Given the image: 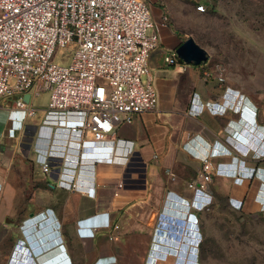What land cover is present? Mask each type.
<instances>
[{"label": "crops", "instance_id": "crops-1", "mask_svg": "<svg viewBox=\"0 0 264 264\" xmlns=\"http://www.w3.org/2000/svg\"><path fill=\"white\" fill-rule=\"evenodd\" d=\"M148 1L161 40L149 58L160 104L156 112L118 127L116 155L127 163L87 159L84 191L60 186L55 174L42 171L39 156L52 149L57 157L69 155L74 166L78 152L65 148L60 131L54 140L36 132L44 115L39 124L38 114L11 110V100L0 105V264H94L100 258L117 264L127 249L140 252L139 264H175L176 255L193 246V219L216 195L243 200L248 214L264 204V105L232 78L208 70L207 62L186 69L165 62L188 37L205 48L206 18L217 12V0ZM199 4L205 12L197 10ZM163 16L167 26L160 24ZM18 113L25 115L16 137L11 117ZM208 152L217 173L214 193L193 196L186 183L198 175ZM85 186L95 194L88 195Z\"/></svg>", "mask_w": 264, "mask_h": 264}, {"label": "built area", "instance_id": "built-area-1", "mask_svg": "<svg viewBox=\"0 0 264 264\" xmlns=\"http://www.w3.org/2000/svg\"><path fill=\"white\" fill-rule=\"evenodd\" d=\"M206 9L204 4L197 6L198 11ZM160 24L167 26L168 18L163 16ZM155 26L147 0H0V105L11 100V110L35 117L40 110L35 99L49 93L43 108L46 117L36 132L54 140L60 131L65 148L78 152L74 166L68 165L69 155L57 157L52 149L39 156L42 171L55 174L60 186L84 191L83 161L123 160L115 149L121 141L118 127L158 110L159 92L149 73V58L161 42ZM61 48L73 50L71 63L54 61ZM165 62L189 66L175 51ZM200 160L198 175L186 187L193 196L212 195L214 161L209 152ZM260 166L264 168V160ZM124 180L119 179V187ZM86 191L95 194L94 187L87 186ZM259 211L264 212L263 203Z\"/></svg>", "mask_w": 264, "mask_h": 264}, {"label": "rangeland", "instance_id": "rangeland-1", "mask_svg": "<svg viewBox=\"0 0 264 264\" xmlns=\"http://www.w3.org/2000/svg\"><path fill=\"white\" fill-rule=\"evenodd\" d=\"M216 6L217 12L206 18L209 28L202 36L210 53L208 70L232 78L238 86H243L247 96L264 105V0H217ZM73 55L71 48H61L56 51L54 61L67 65ZM48 101L46 92L35 99V104L43 108ZM23 113L11 117L16 127L10 133L16 137ZM43 115L46 117L45 110H39L36 118L39 124ZM192 202L195 205L197 199ZM242 207L224 195L211 199L209 206H203L197 214L198 230L188 237L193 246L184 247L191 250L178 253L174 263L264 264V212L248 214ZM126 251L117 264H139L136 255L140 252ZM101 263L109 261L103 263L100 258L94 264Z\"/></svg>", "mask_w": 264, "mask_h": 264}, {"label": "water", "instance_id": "water-1", "mask_svg": "<svg viewBox=\"0 0 264 264\" xmlns=\"http://www.w3.org/2000/svg\"><path fill=\"white\" fill-rule=\"evenodd\" d=\"M189 65H201L208 62L210 53L198 44L193 37H188L175 51ZM29 95L27 96V99Z\"/></svg>", "mask_w": 264, "mask_h": 264}, {"label": "clouds", "instance_id": "clouds-1", "mask_svg": "<svg viewBox=\"0 0 264 264\" xmlns=\"http://www.w3.org/2000/svg\"><path fill=\"white\" fill-rule=\"evenodd\" d=\"M51 222H52V221H49V223H51ZM59 246L62 247L63 244H59ZM145 264H154V263H149V262H148V263H145Z\"/></svg>", "mask_w": 264, "mask_h": 264}]
</instances>
